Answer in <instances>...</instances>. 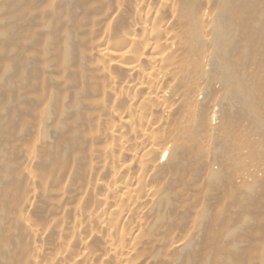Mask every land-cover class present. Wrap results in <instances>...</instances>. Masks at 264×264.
Segmentation results:
<instances>
[{
  "label": "bare ground",
  "instance_id": "1",
  "mask_svg": "<svg viewBox=\"0 0 264 264\" xmlns=\"http://www.w3.org/2000/svg\"><path fill=\"white\" fill-rule=\"evenodd\" d=\"M0 264H264V0H0Z\"/></svg>",
  "mask_w": 264,
  "mask_h": 264
}]
</instances>
